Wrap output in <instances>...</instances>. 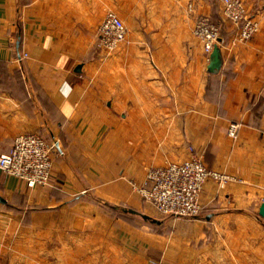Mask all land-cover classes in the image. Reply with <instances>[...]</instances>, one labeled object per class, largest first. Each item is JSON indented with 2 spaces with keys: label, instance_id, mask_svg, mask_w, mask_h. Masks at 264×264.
<instances>
[{
  "label": "crops",
  "instance_id": "0c3cea01",
  "mask_svg": "<svg viewBox=\"0 0 264 264\" xmlns=\"http://www.w3.org/2000/svg\"><path fill=\"white\" fill-rule=\"evenodd\" d=\"M244 1L262 9L247 42L222 0H0V154L23 133L55 144L46 188L0 171V264H264V0ZM108 11L127 27L119 81L96 70ZM198 14L222 24L216 73ZM193 153L227 180L156 229L136 188Z\"/></svg>",
  "mask_w": 264,
  "mask_h": 264
},
{
  "label": "built area",
  "instance_id": "2783aa9c",
  "mask_svg": "<svg viewBox=\"0 0 264 264\" xmlns=\"http://www.w3.org/2000/svg\"><path fill=\"white\" fill-rule=\"evenodd\" d=\"M222 3L223 18L237 27L238 39L241 42L253 39L259 31L258 15L262 9L252 13L244 0H222ZM192 9L191 4L189 10ZM221 33V22L202 14L195 17L193 34L202 43L208 58L222 39ZM126 38L124 21L116 13L108 12L97 29L98 52L110 53ZM238 126L231 125L230 136H237ZM54 148V143L38 133L17 135L10 151L0 154V171L24 181L29 187L46 188L51 183ZM209 179L227 180L206 167L201 157L193 153L187 160L151 168L143 185L136 190L161 216L191 219L202 212L200 195Z\"/></svg>",
  "mask_w": 264,
  "mask_h": 264
},
{
  "label": "rangeland",
  "instance_id": "374dc122",
  "mask_svg": "<svg viewBox=\"0 0 264 264\" xmlns=\"http://www.w3.org/2000/svg\"><path fill=\"white\" fill-rule=\"evenodd\" d=\"M194 8L192 9V13L194 12L193 11ZM108 12H113L115 13L114 11H108ZM107 12V13H108ZM106 13V14H107ZM198 15H201V14H198ZM197 15V16H198ZM122 19V18H121ZM224 19V18H223ZM225 20V19H224ZM259 20V19H258ZM222 34V33H221ZM125 42V41H124ZM96 45V44H95ZM97 49V48H96ZM98 51V50H97ZM100 55V62L98 63V66L96 67V70L97 71H103V68L104 67H109L111 69V74H109V77H111V81H119L120 80V77H122V43L120 44V46L115 49L114 51L110 52V53H99ZM109 59L111 60V62H109ZM116 72H112V71H115ZM140 197V196H139ZM140 199L145 202L144 205L146 207H149V208H146V211L147 213L153 215L154 219L156 220V223H154V226L156 227V229H162V228H166V227H177V225L179 224L178 222H180L181 219L186 220V221H194L196 220L198 217L196 218H191V219H186V218H178V217H164V216H161L158 211H154L153 210V207H151L147 201H145L142 197H140ZM155 208V207H154ZM156 210V209H155ZM157 212V213H156ZM173 219L172 222H169V220ZM176 219V220H174ZM171 223V224H169ZM159 226V227H158Z\"/></svg>",
  "mask_w": 264,
  "mask_h": 264
},
{
  "label": "water",
  "instance_id": "95a60500",
  "mask_svg": "<svg viewBox=\"0 0 264 264\" xmlns=\"http://www.w3.org/2000/svg\"><path fill=\"white\" fill-rule=\"evenodd\" d=\"M220 43H222V39L219 41V44L214 46V49L210 54L209 65L207 66V70L210 73L218 72L222 66L223 59ZM259 213L264 217V203L261 205Z\"/></svg>",
  "mask_w": 264,
  "mask_h": 264
},
{
  "label": "trees",
  "instance_id": "16d2710c",
  "mask_svg": "<svg viewBox=\"0 0 264 264\" xmlns=\"http://www.w3.org/2000/svg\"><path fill=\"white\" fill-rule=\"evenodd\" d=\"M125 212H128V211H125ZM154 224V223H153Z\"/></svg>",
  "mask_w": 264,
  "mask_h": 264
}]
</instances>
